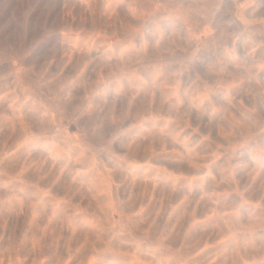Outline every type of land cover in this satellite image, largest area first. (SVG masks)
I'll return each instance as SVG.
<instances>
[{"label":"rangeland","instance_id":"1","mask_svg":"<svg viewBox=\"0 0 264 264\" xmlns=\"http://www.w3.org/2000/svg\"><path fill=\"white\" fill-rule=\"evenodd\" d=\"M0 264H264V0H0Z\"/></svg>","mask_w":264,"mask_h":264}]
</instances>
